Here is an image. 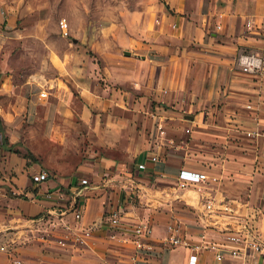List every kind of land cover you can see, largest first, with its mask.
Here are the masks:
<instances>
[{"label":"crops","instance_id":"1","mask_svg":"<svg viewBox=\"0 0 264 264\" xmlns=\"http://www.w3.org/2000/svg\"><path fill=\"white\" fill-rule=\"evenodd\" d=\"M157 7L159 24L128 38L140 54L123 47L148 80L135 101L125 88L95 86L82 68L59 77L56 88L47 85L46 96L34 84L42 80L0 76V264H145L133 260V243L110 237L103 217L114 209L125 226L150 220L154 264H173L175 246L163 241L168 223L197 235L202 192L259 205L264 239V133H247L264 130V78L242 69L240 60L244 53L264 59V0H157ZM159 123L174 141L157 147ZM182 166L219 178L204 191L191 186L181 193ZM41 169L48 177L34 180ZM48 188L66 192L63 205L44 194ZM74 194L86 204L80 222L94 224L88 243L41 239L33 218L64 209L74 222ZM208 232L224 236L217 227ZM207 260L214 259L207 254Z\"/></svg>","mask_w":264,"mask_h":264},{"label":"rangeland","instance_id":"2","mask_svg":"<svg viewBox=\"0 0 264 264\" xmlns=\"http://www.w3.org/2000/svg\"><path fill=\"white\" fill-rule=\"evenodd\" d=\"M161 10L157 0H0V76L20 83L42 80L43 84H34L53 89L59 77L82 68L95 86L125 88L130 102L135 101L148 80L137 58L123 47L131 49L128 38L137 36L144 25L159 24ZM63 16L70 24L68 35L59 26ZM200 80H196L199 85ZM100 118H106L104 111ZM171 253L176 264L188 255V249L179 244Z\"/></svg>","mask_w":264,"mask_h":264},{"label":"built area","instance_id":"3","mask_svg":"<svg viewBox=\"0 0 264 264\" xmlns=\"http://www.w3.org/2000/svg\"><path fill=\"white\" fill-rule=\"evenodd\" d=\"M222 13H219L221 16ZM247 27L253 26V19L248 17L245 21ZM175 25V23H173ZM59 26L64 35L70 33L68 19L63 16L59 19ZM216 28H221L222 23L217 21ZM242 69L261 75L264 78V59L254 53L241 55ZM49 87L40 88L39 95L46 96ZM159 132L153 141L155 146H162L174 141L173 136L167 135L166 128L162 123L158 124ZM189 129V128H188ZM247 133L256 136L264 133V130L251 129ZM139 166H145L139 162ZM49 171L41 169L33 173L34 180L47 178ZM216 173H210L204 169L182 166L177 173L178 189L181 193L188 187L195 186L200 191L211 187L218 179ZM87 178H82L86 182ZM81 186L74 191L79 194ZM44 194L52 197L59 205H63L67 195L63 190L46 189ZM74 194L72 211L75 216L74 222L70 221L64 209L43 213L33 218L37 226L38 235L43 240H54L60 245L86 244L93 233L94 224L81 223V217L85 211V203L80 201ZM199 201L202 208L198 212L202 229L197 235L183 231L180 222L168 223L169 233L163 240L170 246L184 245L189 253L186 264H263L264 263V239L260 232L259 220L262 208L259 205L250 204L238 195L223 193L217 198L214 194L200 193ZM109 225L110 237L134 244L132 258L134 261H143L145 264H154L152 256L157 252V245L148 238L152 234L153 226L150 220H140L131 226L121 224V213L118 209L109 211L103 217ZM217 227L224 232L220 239L213 237L208 232V227ZM4 245L0 243V247ZM207 254L213 257V261L207 260ZM13 263H20L19 256H13Z\"/></svg>","mask_w":264,"mask_h":264},{"label":"trees","instance_id":"4","mask_svg":"<svg viewBox=\"0 0 264 264\" xmlns=\"http://www.w3.org/2000/svg\"><path fill=\"white\" fill-rule=\"evenodd\" d=\"M0 129H2V130L4 129L1 119H0ZM7 140H8L7 136L6 135H3V141H7ZM16 150H19V149H16Z\"/></svg>","mask_w":264,"mask_h":264},{"label":"water","instance_id":"5","mask_svg":"<svg viewBox=\"0 0 264 264\" xmlns=\"http://www.w3.org/2000/svg\"><path fill=\"white\" fill-rule=\"evenodd\" d=\"M127 53H129V50H126Z\"/></svg>","mask_w":264,"mask_h":264}]
</instances>
